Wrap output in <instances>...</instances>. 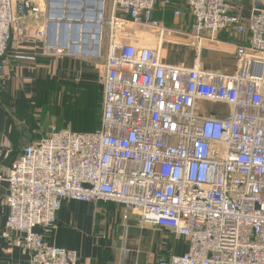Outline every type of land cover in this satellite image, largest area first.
Returning <instances> with one entry per match:
<instances>
[{"label":"built area","instance_id":"built-area-1","mask_svg":"<svg viewBox=\"0 0 264 264\" xmlns=\"http://www.w3.org/2000/svg\"><path fill=\"white\" fill-rule=\"evenodd\" d=\"M171 1L109 0L110 9L103 6L97 51L82 44L75 52L104 59L98 128H52L6 170L5 232L28 253V264H77L75 252L47 241L66 200L116 204L124 224L134 217L140 230H166L186 242L184 252L157 264H264V0L263 10L247 19L233 12L230 0H186L191 67L162 59L173 30L153 12ZM39 8L0 0V86L15 19ZM67 12L63 8L62 17ZM48 14L56 19L55 4ZM125 24L156 39L131 37ZM232 30L246 37L234 48L235 71L201 68L203 43ZM50 53L73 52L54 46ZM204 104L226 111L210 113Z\"/></svg>","mask_w":264,"mask_h":264},{"label":"crops","instance_id":"crops-1","mask_svg":"<svg viewBox=\"0 0 264 264\" xmlns=\"http://www.w3.org/2000/svg\"><path fill=\"white\" fill-rule=\"evenodd\" d=\"M27 1L39 5L40 12L16 17L5 56V79L0 86V144L7 141L11 144L9 150L0 149V264H28L29 261V255L20 242L5 232L8 213L3 204L8 192V184L4 180L6 170L19 158L22 147L47 136L52 128L91 132L100 115V78L104 59L76 54L75 44L71 48L72 54L52 55L50 49L65 46L64 37L68 31L65 24L68 21L65 15V21H61L60 10L67 8V16L72 21L77 18L84 21L86 11L95 5L101 3L105 9H110L109 0ZM256 1L260 2L230 0V3L236 15L247 19L255 10ZM51 3L60 14L54 21L48 14ZM176 11L184 15L174 16ZM117 16L122 18V14ZM89 18L93 48L98 34L97 15ZM153 18L168 30H173L167 37L171 43L163 45L165 53L173 47L185 51V59L162 58L163 61L191 67L194 52L186 34L192 17L187 12L186 0H172L171 5L165 8L158 5ZM136 29L134 36L156 39L152 32L141 27ZM245 41L246 37L237 36L233 30L229 35L221 34L215 42L205 41L199 54L201 68L232 74L235 71V45ZM203 106L211 110L210 113L224 109L212 104ZM121 212V207L112 203L94 205L66 200L57 213L55 228L47 236V241L55 247L75 252L77 264H157L160 259L186 250V242L166 230H140L135 227L134 217L127 225L124 224Z\"/></svg>","mask_w":264,"mask_h":264},{"label":"bare ground","instance_id":"bare-ground-1","mask_svg":"<svg viewBox=\"0 0 264 264\" xmlns=\"http://www.w3.org/2000/svg\"><path fill=\"white\" fill-rule=\"evenodd\" d=\"M95 7H96V12H93L92 9H90L88 12H86L87 16H86V19L84 21L79 20L78 18L76 20L74 19L72 21L71 17H69V16L66 17V21H68V22H66L65 26L68 28V31L64 37L65 46H67L69 48L76 46L75 48L81 50L80 47L82 46V44H84V45H86L87 48H89V51H91V52L97 51V49L99 47V34L100 33H99V29H98V34H97V38H96V40H97L96 45L93 48H91L92 41H91L90 36H91L92 26H91V22H90L91 19L89 17H90V15H93V16L97 15L96 25L98 28L97 23L99 22V18L101 16V9L103 8V4L100 3V5H95ZM79 9H81V8H79ZM87 9H89V8H87ZM61 12H62V10H61ZM61 21H65L63 17H61ZM72 23H76V24H74L71 27ZM78 30H79V33L77 34ZM77 38H78V40H76ZM73 44H75V46Z\"/></svg>","mask_w":264,"mask_h":264},{"label":"rangeland","instance_id":"rangeland-1","mask_svg":"<svg viewBox=\"0 0 264 264\" xmlns=\"http://www.w3.org/2000/svg\"><path fill=\"white\" fill-rule=\"evenodd\" d=\"M57 15H60L57 13ZM138 28V27H135V26H132V25H128L126 27V25H124V30H126V33L128 35H130L131 37L134 35V31L135 29ZM136 30H139V29H136ZM106 29H105V35H106ZM166 49H163L162 51V58H169L170 60H174V61H179L181 59H185V51L183 49H178V48H172V49H169V53H165ZM204 107V106H203ZM207 110V109H205ZM207 111H211V110H207ZM226 111V108L224 109H219V110H215L216 113H224ZM212 112H214V110H212ZM214 112V113H215ZM97 116H98V112H97ZM98 118V121H99V118H100V115L97 117ZM98 123V122H97ZM97 125V124H95Z\"/></svg>","mask_w":264,"mask_h":264},{"label":"water","instance_id":"water-1","mask_svg":"<svg viewBox=\"0 0 264 264\" xmlns=\"http://www.w3.org/2000/svg\"><path fill=\"white\" fill-rule=\"evenodd\" d=\"M255 10H259V11L263 10L262 4L258 1L255 2Z\"/></svg>","mask_w":264,"mask_h":264},{"label":"trees","instance_id":"trees-1","mask_svg":"<svg viewBox=\"0 0 264 264\" xmlns=\"http://www.w3.org/2000/svg\"><path fill=\"white\" fill-rule=\"evenodd\" d=\"M99 123H100V118H99V122H98V124L95 126V129H94V130H96V129L98 128ZM71 129H72V128H71ZM71 129H70V130H71ZM72 130H74V129H72ZM94 130H93V131H94ZM74 131H75V130H74ZM47 136H48V135H47ZM31 143H33V142H31ZM31 143H30V144H31ZM30 144H28V145H30ZM26 146H27V145H26ZM24 147H25V146H24ZM22 148H23V147H22Z\"/></svg>","mask_w":264,"mask_h":264}]
</instances>
